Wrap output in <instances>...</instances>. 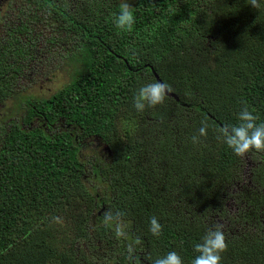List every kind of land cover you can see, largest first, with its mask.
<instances>
[{"label":"trees","instance_id":"16d2710c","mask_svg":"<svg viewBox=\"0 0 264 264\" xmlns=\"http://www.w3.org/2000/svg\"><path fill=\"white\" fill-rule=\"evenodd\" d=\"M20 1L0 28V109L19 97L15 60L32 49L63 51L73 68L50 95L21 96L22 115L0 123V264H154L171 251L192 264L214 227L204 215L239 161L217 129L238 125L244 107L264 123V0H134L132 31L116 26L119 0ZM151 71L177 101L138 111ZM202 122L207 136L194 143ZM89 145L104 149L103 166L81 160ZM84 165L101 188L84 186ZM258 176L264 185V169ZM235 189L247 211L224 232L221 264H264V192ZM108 211L119 220L105 222Z\"/></svg>","mask_w":264,"mask_h":264},{"label":"rangeland","instance_id":"374dc122","mask_svg":"<svg viewBox=\"0 0 264 264\" xmlns=\"http://www.w3.org/2000/svg\"><path fill=\"white\" fill-rule=\"evenodd\" d=\"M134 0H119V5L121 3L127 2L132 6ZM20 0H0V28L4 26L5 23L15 22L14 17L19 10ZM34 26L37 28L39 24L35 23ZM1 30V29H0ZM34 33V32H33ZM31 37L35 39V42L39 45L42 41V45L45 46L44 39L42 35L34 34L30 32ZM0 37H4V32L0 31ZM40 46V45H39ZM29 52L31 51L28 48ZM56 50V49H54ZM32 58H18L15 60L17 62L16 66L19 68V72L12 81V85H16L14 89L19 91V97H12L5 102L3 107L0 109V123L7 124L12 118H18L22 114L20 113V106H16L18 99L28 96L33 97H46L50 95L55 88L61 86L67 81L69 73L71 72L73 66H69L65 60V54L60 51L61 55L57 56L55 52H47L46 48L39 47L38 49H32ZM59 53V54H60ZM13 66V65H11ZM20 100V99H19ZM21 101V100H20ZM118 130H125L126 123L124 120L118 123ZM264 154V151H260ZM82 158L84 161L89 159L94 160L95 167L103 166V154H105L104 149L99 146L89 145L81 150ZM87 169L86 176L84 178V186L88 191L92 192L93 189H98L102 187L93 169L84 165ZM264 169V161L255 153L247 152L244 155H239L238 165L235 169L236 173L231 178L227 185H224L217 193L218 199L215 201L214 206H217L214 211L210 214H205L204 217L209 223L214 225L219 223L223 225V231L231 230L232 227H240L238 221L240 212L243 211L242 207V196L238 195L235 191V186L239 182H243L245 186L251 189H257L258 191L264 192L263 181L260 180V171ZM79 208V207H78ZM244 211H247L244 209ZM243 211V212H244ZM64 213H53L55 218V226L57 227V233L62 234L67 231V226L65 225L67 221L65 220ZM250 226H253L251 224ZM255 230V227L251 229Z\"/></svg>","mask_w":264,"mask_h":264},{"label":"clouds","instance_id":"9594fccd","mask_svg":"<svg viewBox=\"0 0 264 264\" xmlns=\"http://www.w3.org/2000/svg\"><path fill=\"white\" fill-rule=\"evenodd\" d=\"M250 5L253 8H259L261 5L259 0H250ZM120 12L115 18L117 28L121 30L132 31L135 23L133 7L129 3L124 2L119 5ZM173 88L170 84L156 81L142 86L137 95L134 97L133 106L138 111H144L146 105L155 107L165 102ZM257 117L244 107L238 113V125H225L217 129V132L224 138V142L232 148L238 155H244L250 150L264 151V123L257 124ZM208 125L202 122L199 128V135L193 136V142H199L200 137H206ZM105 222L113 219L119 220L120 213H116L115 217L111 211L105 212ZM150 231L153 235L159 236L162 232V226L157 218L153 216L150 219ZM125 233L121 226L116 227V236L119 238ZM228 245L226 243L225 233L222 224H215L207 230L203 237L202 243H197L194 246V251L199 255L195 256L192 264H221V254L226 252ZM131 246L129 251L131 252ZM154 264H183L181 256L171 251L162 258H157Z\"/></svg>","mask_w":264,"mask_h":264},{"label":"water","instance_id":"95a60500","mask_svg":"<svg viewBox=\"0 0 264 264\" xmlns=\"http://www.w3.org/2000/svg\"><path fill=\"white\" fill-rule=\"evenodd\" d=\"M151 73H152V75H153L155 81H160L159 78H158V76H157L153 71H151ZM168 97L173 98L175 101H177V98H176L175 95H173V93H170V94L168 95Z\"/></svg>","mask_w":264,"mask_h":264}]
</instances>
